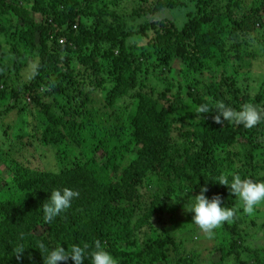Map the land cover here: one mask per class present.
Listing matches in <instances>:
<instances>
[{
	"label": "trees",
	"instance_id": "trees-1",
	"mask_svg": "<svg viewBox=\"0 0 264 264\" xmlns=\"http://www.w3.org/2000/svg\"><path fill=\"white\" fill-rule=\"evenodd\" d=\"M133 1L142 20L129 29L98 0H33L30 7L28 0H0V35L14 46L5 53L0 45V82L6 69L16 72L36 60L32 79L22 89L29 95L26 106L36 107L41 116L30 117L27 133L0 148V160L9 169L0 175V264H43L41 243L67 249L97 240L119 264H171L169 253L176 264H184L187 258L177 257L180 240L147 231L139 239L135 230L153 216L182 212L184 201L201 187H207L206 197L218 195L225 207H235L229 188L215 183L219 175L258 179L256 171H244L256 170L255 150L264 153V119L252 128L223 118L218 124L212 117L219 113L210 108L193 112L203 118L200 123L183 125L192 112L180 113L188 102L211 107L220 97L236 110L245 104L237 97L241 90L235 78L245 56L244 37L256 27L264 35V0ZM11 13L20 19V30ZM108 14L114 16L105 22ZM260 44L264 53L263 37ZM137 46L134 54L131 48ZM173 61L186 70V82L178 81V88L167 80ZM206 71L214 79L202 84ZM224 86L229 87L225 94ZM102 91L103 103L96 102L92 95ZM55 93L64 102L59 110L41 100ZM123 99L128 103H117ZM247 103L264 114V92ZM12 107L16 100L0 113ZM65 143L75 151L57 154L59 161L53 153L48 167L21 154L30 151L29 144L39 150ZM63 188L78 195L45 223L43 203L52 190ZM172 188L185 191L186 198L170 203ZM240 213L221 225V258L264 264V247L242 256L245 215ZM18 246L25 249L15 253Z\"/></svg>",
	"mask_w": 264,
	"mask_h": 264
},
{
	"label": "rangeland",
	"instance_id": "rangeland-1",
	"mask_svg": "<svg viewBox=\"0 0 264 264\" xmlns=\"http://www.w3.org/2000/svg\"><path fill=\"white\" fill-rule=\"evenodd\" d=\"M101 5L106 4L108 10L117 12L122 19L125 20L127 28L129 26H137L138 23L142 20V11L138 8V4L134 3L133 0H98ZM33 0H28L26 4L27 7H30ZM143 6V10H144ZM135 11V13H131ZM104 15L105 22L111 21L112 16L114 15ZM37 21L41 20V16L38 14H33ZM10 18L14 24H16L17 30L21 28L20 19L15 18L11 13ZM179 18V17H178ZM87 20V18H85ZM91 21L90 19L88 20ZM12 23V24H13ZM130 29V28H129ZM260 30L258 27L254 29L250 34L244 37L243 47H245V56L243 57L242 63L240 64L239 73H237L235 78L236 87L241 90V94L238 95L239 102L247 103L248 101L256 100L257 95H261L264 92V53L262 50V44H260V39L264 38V35H259ZM130 41V38H129ZM0 45L2 46L5 53L10 52L13 44L11 42H6L4 37L0 35ZM21 44H19V47ZM92 47V43L89 44ZM100 50L103 49L104 45H98ZM22 49V48H21ZM131 51L135 53L139 52V46L131 48ZM25 54H28L25 52ZM7 56L8 54H4ZM247 55V56H246ZM9 63V61H8ZM182 67V70H181ZM36 68V60H28V63L21 68L19 71H8L5 70L4 83L0 82V112L5 111L6 106L16 100V107H12L6 113H0V148L5 149L7 147V139L12 137L17 138L21 135H25L27 130H29L27 120L29 121L30 117L41 119L39 110L32 105L26 106V103L29 101V95L27 91H23V85L29 82L32 79L33 73ZM186 70L183 66L179 65L176 61L172 63V69L168 75L167 80L171 81L175 87L178 88L177 82L180 81V84L186 82L185 79ZM160 77V75H158ZM201 82L206 83L207 81L214 79L213 73L211 71H206L202 75ZM161 79V77H160ZM161 81H163L161 79ZM155 83L158 81H154ZM2 85V86H1ZM176 88V89H177ZM229 87H222L224 94L227 92ZM185 91L186 87H182ZM103 93V95L101 94ZM99 94H93V98L96 99V102H102L104 99L105 91H102ZM247 97V98H246ZM42 101L46 105L52 107L54 110H59V107H63L64 104L62 96L60 94H49L43 96ZM128 99L119 100L117 103L125 104L128 103ZM220 102L226 104L225 98L220 97ZM101 103V104H102ZM100 104V105H101ZM261 104V103H259ZM226 106V105H225ZM32 107V108H31ZM30 109V112L27 113V110ZM108 110V109H107ZM196 110V107L188 102L185 108L181 111V115L188 114L192 112L190 118H185L182 120V124H198L203 118L195 117L193 112ZM30 122V121H29ZM177 131V130H176ZM34 147V148H33ZM33 147L29 144L30 151L26 152L23 150L21 154H26L29 161L34 165H40L48 167L51 164V158L53 159V153L56 156V160L59 161L57 154L62 153L65 155V152L69 153L70 151H75V149L68 143L63 144L62 146L55 145L52 149L45 147H37V150L33 144ZM260 149L255 150L256 156L253 157V164L256 166V170L244 171L246 175L254 174L257 180H264V153L260 154ZM52 154V155H51ZM21 156V155H20ZM239 164V163H238ZM7 170L3 161L0 160V175L6 176ZM173 192L170 196V203H178V197L186 198L185 191H179L176 188H172ZM146 192V191H145ZM231 193V192H230ZM232 197L235 200V207H238V197H235L231 193ZM193 196V195H192ZM191 196V197H192ZM184 201L182 212L180 213H164L161 216H153L150 219V224H145L141 227L140 230H135L134 235L137 238H141L142 231H147V234L150 236H159L165 235V233L174 237L176 240L181 241L180 249L177 254V257L184 256L187 258V263L184 264H233L234 259L232 256H227L221 258V250L218 245L219 236L223 233L221 231V225L212 230V234L202 231L194 222H192V213L190 211L186 212L184 209L187 208L188 203L191 200ZM241 215H245V221L242 223L243 235L242 245L243 252L242 256L247 258L253 256L254 249L264 247V202L255 206L251 214L244 213L242 210ZM251 218L253 223H251ZM166 230V231H165ZM165 231V232H164ZM183 247L186 253L183 250ZM134 250L135 247L130 248ZM169 258L171 259V264H176L175 257L169 253Z\"/></svg>",
	"mask_w": 264,
	"mask_h": 264
},
{
	"label": "clouds",
	"instance_id": "clouds-1",
	"mask_svg": "<svg viewBox=\"0 0 264 264\" xmlns=\"http://www.w3.org/2000/svg\"><path fill=\"white\" fill-rule=\"evenodd\" d=\"M210 108H215L218 115L212 117L216 123H221V118L224 121H231L245 128L256 126L262 119L264 114L258 107L252 103L243 104L238 110L227 107L222 102L215 103L214 106H209L208 103L200 104L195 113H208ZM215 183L225 185L230 192L238 197V207H225L221 198L214 195L211 198L205 196L207 187H201L199 193L192 196L186 209L192 215L194 222L202 231L212 234V230L225 222H232L238 210L244 213L251 214L258 204L264 202V180L242 179L238 174L219 175ZM78 193L70 188L61 190H52L49 198L42 205L43 220L45 223H50L60 213L71 206L72 200ZM25 249L23 246H18L15 253H21ZM40 253H43V264H58V262L72 261V264H84L86 259L90 260L91 264H119V261L105 249L99 240L92 245L87 242L83 244H72L69 248L62 247L61 244L48 248L43 243L39 245Z\"/></svg>",
	"mask_w": 264,
	"mask_h": 264
},
{
	"label": "built area",
	"instance_id": "built-area-1",
	"mask_svg": "<svg viewBox=\"0 0 264 264\" xmlns=\"http://www.w3.org/2000/svg\"><path fill=\"white\" fill-rule=\"evenodd\" d=\"M59 42H63V38L62 37L59 39Z\"/></svg>",
	"mask_w": 264,
	"mask_h": 264
}]
</instances>
